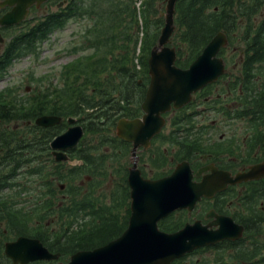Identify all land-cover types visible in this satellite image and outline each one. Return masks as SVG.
<instances>
[{
    "label": "trees",
    "instance_id": "16d2710c",
    "mask_svg": "<svg viewBox=\"0 0 264 264\" xmlns=\"http://www.w3.org/2000/svg\"><path fill=\"white\" fill-rule=\"evenodd\" d=\"M69 1L65 8L47 11L36 24L14 37L10 43L7 63L11 61L12 57L37 54V43L46 41L53 32L63 29L69 20L76 17L92 21V26L84 31L85 43L81 46V48L88 49V53L81 55L76 61L62 65L54 75L58 79V83L55 85L46 83L47 86L43 89L37 86L33 96H29L28 99L27 97L25 100L18 99L15 96L0 98V122L2 121L0 123V150H3L0 154V167L13 165L14 170H16L23 163L18 154L27 151L31 156L26 159L29 168L24 175L37 177L39 185L41 184V190L52 194L51 198L45 201V204H41V208L49 201L53 204L52 196L55 189L52 190L55 188L54 179L56 177L62 182H67V192L73 193L74 187L67 180L71 178L72 174L77 173L79 175L81 166L72 168L65 163L55 162L52 159H46V165L43 166L38 161V157L33 158L35 155L32 150L34 148L37 150L38 147L40 151L42 143H45L46 149H48V142L58 133L60 126L43 128L30 125L32 131L28 132L35 135L23 139L24 137H18V130L9 131L2 125L9 122L10 119L33 120V118L47 112L62 117L77 116L82 113L84 118H89L91 121L85 125V129H101L104 123L112 125L119 116L124 115V112L125 114L139 113L140 102L143 100L148 81L147 56L151 47L156 43L159 29L163 25L165 0ZM138 1L140 4L137 7L136 2ZM259 13L262 17L255 29L253 16ZM174 21L175 31L171 43L176 48V64L180 67H187L219 30H224L229 36H232L236 33L235 29L237 30L244 24L248 25V31L255 32L254 36L248 37L250 42L243 48L240 74L234 76L233 80L231 79L226 86L220 85L221 91L219 92H211L219 81L206 86L205 91H202V94L196 99L175 111L176 116L173 118L175 123L181 121L179 115L184 117L186 114L197 113V107L200 103L212 105V109L217 112L264 114V0H177ZM150 26H154L155 30L150 31ZM123 29L126 30L125 36H121ZM139 31L142 33L140 38L141 55L136 56L134 53L138 43ZM115 36L118 38H114ZM120 38L134 42L135 48H133L132 54L127 49L120 55L113 53L116 48L121 46L118 42ZM223 51L224 49L220 53ZM135 59L140 64L138 69H136ZM38 80L42 84V77ZM237 84L240 85L238 89H236ZM86 86H92L90 94L85 93ZM117 87L121 89V96L114 97L113 93ZM228 90L231 91V95L228 94ZM211 93L213 95L212 101L206 102L201 99L206 94ZM217 94H224L225 100L221 97L218 98ZM230 96L237 101V107L233 108L232 104L228 103L231 99ZM249 101L254 103L253 107L249 105ZM49 104L52 105L51 110L45 111ZM190 118V116L186 117L185 123H188ZM182 129L187 132L184 136L191 135V138L185 144L187 138L179 139L178 131L173 132V139L178 147V150L173 154L174 160L196 158V152L201 145L197 140L198 134L191 132L192 127L183 126ZM97 148L93 147V149ZM77 153L86 164L93 168H96L100 162V157L92 156L90 152L84 151V148L77 150ZM177 153L182 156L179 158ZM155 154L159 160L168 159L159 146L156 148ZM73 169L76 170V173L72 172ZM44 172L46 173L45 176ZM16 174L17 172L13 171L3 177H12ZM48 176L53 177L49 180L47 179ZM41 177H44L45 180L41 181ZM6 185H10V182L7 183L5 179H1L0 187ZM127 198L126 192L124 199L127 200ZM74 200H76L75 197H72L70 204H63L56 209L52 205L46 214L50 215L52 208L53 211L57 212L58 224L66 227L62 232L64 240L67 241L70 248H88L101 240L103 241L100 243L107 242L117 237L125 228L129 215L128 204L126 215L122 220H119L112 215H107L106 211L100 208L91 212H84L86 206L75 208L76 204L75 209L71 210ZM78 203L80 204V201ZM2 210H6L7 213L11 212V209L8 210L7 207ZM85 213L89 216L85 217ZM42 215L45 216V213ZM10 219H12L11 216ZM46 223L51 224L52 222ZM75 224L90 227L74 229ZM263 231V223L248 229L247 243L254 238L258 239ZM247 243L242 240L237 246L228 247L232 248L231 257L235 258L238 263L264 264V247L256 242H252L250 246Z\"/></svg>",
    "mask_w": 264,
    "mask_h": 264
},
{
    "label": "water",
    "instance_id": "95a60500",
    "mask_svg": "<svg viewBox=\"0 0 264 264\" xmlns=\"http://www.w3.org/2000/svg\"><path fill=\"white\" fill-rule=\"evenodd\" d=\"M46 1L0 0V8L10 7L0 16V26L23 21L32 5L39 7ZM175 3L176 0H166L164 25L157 43L150 50L147 61L150 80L140 104L142 115L132 119L120 118L115 125L116 135L132 143L135 158L136 147H147L150 139L161 130L164 124L162 113L181 108L191 100L192 93L215 81L225 71L223 59L216 56L227 44L226 34L222 31L211 38L188 68L175 65L176 51L169 45L175 28ZM61 121V116L50 114L35 118V124L43 127ZM66 121L71 124L76 118L68 117ZM82 133V126L73 124L53 138L49 145L55 160H68L64 150L74 147ZM261 177H264V160L246 172L231 175L219 170L211 180L200 182L192 180V170L186 160L177 164L171 174L157 179L143 178L134 161L127 178L131 198L127 227L106 244L73 254L67 264H169L199 246L239 238L241 226L233 225L229 217H221L216 229L195 221L171 233L160 230L157 221L175 209H191L201 196H210L228 184ZM25 242L28 239L18 238L8 243L6 253L14 258Z\"/></svg>",
    "mask_w": 264,
    "mask_h": 264
},
{
    "label": "flooded vegetation",
    "instance_id": "af4514ba",
    "mask_svg": "<svg viewBox=\"0 0 264 264\" xmlns=\"http://www.w3.org/2000/svg\"><path fill=\"white\" fill-rule=\"evenodd\" d=\"M4 46V40L0 38V59H2L1 51H3ZM241 55L242 52H240L239 57H241ZM239 70V73L236 75H227L226 72L223 77L229 78L231 80L234 78V76L240 74L241 69ZM226 75L228 77H225ZM224 78H219L218 85H216V87L211 92L221 91L219 88L220 85L226 86L230 80H224ZM138 82H141V80H138ZM202 91H205V89ZM208 92L210 91L208 90ZM227 92L229 95H231L230 90ZM217 97H221L225 100L224 94H217ZM230 98L231 99H229L228 103H231L233 108L237 107V101L235 99L233 100L231 96ZM203 100L206 102L212 101V97L210 94H207ZM209 108L210 106L208 105L205 106V108L200 112L186 114L184 117L183 115H179V117H181V121L176 123L173 120V118L176 116L175 111L165 113L163 115L164 124L161 128V131L150 139V143L147 147H143L141 145L136 147L134 151L136 158L133 156L132 143L116 135L115 125L117 120L120 118L132 119L135 117H140L142 115L141 109L139 113L135 114H125L124 112V115L119 116L117 120L112 123V125L107 126V135L102 140L96 141L95 143H114L117 148L106 145L104 148V155L101 156L97 154V157H100V162L96 167L101 166L103 160L106 159L108 161L117 153L122 156L123 163H126L125 169L123 171L124 176L126 177V183L123 185V188H127V199L129 201L128 214L130 213L131 198L129 194L130 188L127 178L129 176V170L133 166L134 161L136 168L139 170L140 175L143 178L157 179L171 174L177 164L181 163L183 160H187L192 170V180L200 182L203 179L211 180L213 175L219 170L229 172L231 175L246 172L252 165L258 164L264 160V114L249 112L242 114L228 112L208 113ZM188 116L191 117L188 119L190 121L185 123V118ZM241 120H244L247 125V129L242 133L241 138H237L234 136L236 130H234L233 124L236 121ZM26 125H28V123H26ZM183 126H187L189 128L192 127L191 132L198 134L197 140L201 144H204L208 141L212 142L218 147L217 149L223 150V148H226V153L220 155V158H218L219 161H216L217 159H207L205 156L202 158V160H196V158H200L203 155H200L199 150L196 152V158H183L174 160L173 154L176 150H178V147L174 142L173 132L175 130L178 131L179 139L187 138L185 144H187L191 138V135L187 137L184 136L187 132L182 129ZM14 127L15 126L12 128ZM221 127H227L228 130L219 131ZM165 128L170 129V131L166 134L164 133ZM28 130V128L24 129V131ZM213 131L219 135L217 136L215 133H213ZM228 133H231V135L225 136ZM214 135L217 137L211 141L210 139ZM159 141H161L162 145L167 144V147L157 145L160 143ZM234 145H238V153L230 148ZM77 146L64 150L67 156L74 160V162H72L70 165H68L66 162L62 163H66L68 167L71 166L72 168L79 165L81 166V171L87 168L91 169L89 172L85 173V178L83 180L81 179L82 172L79 173V178L76 179L78 176L76 170L73 169L72 171L73 173H76L72 174L70 178V181L75 182V184H72L74 190L76 191L85 187L84 195L78 198L81 200L87 198L85 195L92 193L91 190L95 185L93 182L95 175L92 172L94 168L91 165L86 164L83 158L79 156V153H77ZM158 146L167 156V160L158 159L157 155L155 154L156 148ZM45 149V146L41 145V150L45 151ZM92 149L89 146L84 147V151L86 150L88 153ZM98 150L99 147L96 149V151L98 152ZM48 152V158L52 159L53 155L50 151V148L48 149ZM218 152L220 151H217V153ZM42 157L44 156H41V163L44 164L45 159ZM143 157L145 158V161H142ZM109 164H111V162H109ZM147 166H150L149 173H147L145 170ZM3 179L5 178H2V180ZM9 179L10 178L5 179L7 183L10 182ZM54 180L56 184L58 180L57 177ZM11 187V185H6L4 187H0V189H9ZM58 187L63 194V200L59 201L55 205L54 209H56L58 206H62L63 204L68 205L72 200L70 193H64V191L68 188L67 182H59ZM39 189L41 202L45 204V197L41 195V184L39 185ZM54 189L55 188H53L52 191H54ZM1 196H3V194H1ZM41 202L37 207L30 211V213L33 215L32 218H35L36 214L41 210ZM78 202L79 201H77V199L74 200L70 209L72 210L77 207L86 206L84 208V212H91L97 208H92L93 203L89 200L80 201V204ZM4 207H7L8 210L12 209V204L8 206L3 203L0 204V264H67L70 261L71 256L78 251L92 250L108 242L100 243L103 241L101 240L99 243H96V245L90 246L88 248H70V245L64 240V235L62 232V230L66 228L65 226L59 225L61 226L59 231L56 230L55 227H52V225L48 224V229H46L45 227H41V221L32 219V221L35 223L30 227H25V225L19 224L21 220L18 223L14 219H10L11 212L7 213L6 210H2ZM88 216L89 214L85 213V217ZM221 217H229L233 225L238 227L241 226V236L239 238L225 239L220 242L198 247L185 253L182 257L174 259L169 264H243L238 263L235 258L231 257L232 248L228 247H232L234 245L237 246L242 242V240L247 243L246 234L248 233V229L259 226L260 223L264 224V177L236 182L232 185H227L224 189L215 190L210 196H201L200 200L196 201L191 209H175L169 212L166 216L159 219L157 221V225L160 230L169 233L175 232L186 224H192L195 221H199L201 224L207 225L211 229H216L219 227L218 223H220ZM88 227L90 226H84L82 224L74 225V229H85ZM18 238L28 239V242H25L20 246L19 253L15 254L13 258L6 253V246L8 243H12ZM41 248L45 250H41ZM224 248H227L230 251L227 252L226 256L219 255L217 252ZM208 256H212V258H209Z\"/></svg>",
    "mask_w": 264,
    "mask_h": 264
},
{
    "label": "rangeland",
    "instance_id": "374dc122",
    "mask_svg": "<svg viewBox=\"0 0 264 264\" xmlns=\"http://www.w3.org/2000/svg\"><path fill=\"white\" fill-rule=\"evenodd\" d=\"M62 0H55L51 2L50 4H44L38 9L32 8L28 14V19L26 22H24L23 25H26V27H23V25L8 28L6 30L0 31L1 35L4 38V48L3 51L7 49L9 46L10 42L12 39L17 34L22 33L23 31H26L28 28L32 27L34 24H36L40 18L42 17L43 14H45L47 11H52V10H57L56 4ZM70 1L68 0L67 3ZM66 5V4H64ZM63 6V5H62ZM262 15L256 14L253 16V23L255 24V29L257 28V23L261 20ZM250 25V23H249ZM92 26V21L86 19V18H80L76 17L71 20H69L63 29L57 30L53 32L49 38L44 41L36 44L37 47V54H26L24 56H20L17 59L12 60V62L8 65L7 68V73L5 76L0 78V90L4 89L5 86H10L13 87L12 91L13 94H17L18 92L20 93V89H24V94L21 97L27 96V99L29 96H33L34 91L36 90L37 86H40L41 89L45 88L47 86L46 83L53 82L57 79L53 77V75H56L57 71L59 70L60 66L70 62L71 60L79 59L81 55L87 54L88 49L81 48L83 43H85V33L84 31ZM248 25L242 24L237 30L235 29L236 33H234L232 36H229V46L227 47L226 51L224 52L226 55V63H227V75H236L239 73L240 64L235 63L233 65V62L235 60H238V52L242 51L244 46L247 45L250 42V39L248 37L254 36L255 32L254 31H248ZM141 30V28H140ZM155 30L154 26H150V31ZM122 35L125 36L126 30H122ZM132 32V29H131ZM228 34V33H227ZM142 34L141 31L138 33V40H140ZM114 38H118L115 36ZM119 46L116 48V50L113 51L115 55L117 53H123L127 50L132 54L133 48H135L134 42L131 41H125L123 38H120L118 40ZM232 50H235V53H233ZM134 55H141V46L136 44V50ZM228 61V62H227ZM136 63V69L139 68L138 61L137 59L134 60ZM225 77H228V76ZM41 77H48L47 81L42 80L39 81L38 79ZM34 78V79H31ZM225 80H230L229 78H224ZM35 80V81H34ZM36 82V83H35ZM38 84V85H37ZM17 85H22L21 87H17ZM258 85V83H257ZM4 87V88H3ZM25 87H28V90H25ZM86 94H90L92 90V86H86ZM240 88V85H236V89ZM121 89L119 87L116 88L115 92L113 93L114 97L121 96L120 94ZM249 105L253 107L254 103L249 101ZM205 106L204 104L198 105V108H202ZM212 108V105H210ZM52 105H48L45 111L51 110ZM247 110H250L248 107H245ZM214 111L209 110L208 113H213ZM43 114H50L49 112L43 113ZM77 118V122L80 124L88 125L91 121L89 118H84V115L78 114L77 116H74ZM16 120V119H15ZM11 120L9 122H5L2 126L4 128H7L8 130L15 131V129L19 128L18 132V137H24L23 139H26L30 137V135H35L33 133L25 132L22 129V125L27 122L28 120H22L19 119L17 121ZM22 120V121H21ZM105 122V120H103ZM2 123V121L0 122ZM12 125V126H11ZM70 124L67 122H64L63 124L60 125V130L58 133H61L64 131ZM104 126L101 127V129H85L81 140L77 146V150L83 149L85 146L91 147H99L98 152L96 149H92L91 155L96 157L97 154L99 155H104L105 153V146L108 145L109 147H115L117 146L114 145V143H102L100 145H96V141L102 140L106 135H107V126L108 123H104ZM15 126L14 128H12ZM234 130H236L235 135L237 138H241L242 133L246 131L247 125L244 122V120L241 121H236L233 124ZM260 128V125H259ZM264 129V128H263ZM262 129V131H263ZM228 130L227 127H221L219 131H224ZM230 130V129H229ZM170 129L165 128L164 133H168ZM57 133V134H58ZM217 136L219 135L215 131H213ZM39 135V134H36ZM214 135L211 137V141L214 140L217 136ZM231 133H228L225 136H229ZM161 143V141H159ZM157 144L159 146L167 147V144L162 145ZM42 146L46 145L45 143L41 144ZM218 147L214 145L212 142H206L204 144H201L199 146V151L200 155L203 154L200 158H196V160H202V158L205 156L210 159H217L216 161H219L218 158H220V155H223L226 153V148L222 149H217ZM236 153L239 152L237 150L238 145H234L230 147ZM161 149V148H160ZM3 150H0V154L2 153ZM217 151H220L217 153ZM34 152V157H38L39 161L41 160V156L43 159H46L45 157H48V149H45V151L40 150L37 147L32 150ZM111 152V151H110ZM172 153V152H171ZM170 153V154H171ZM175 153V152H174ZM181 153V152H180ZM180 153H177L178 157L182 156ZM19 158L21 157L24 166L23 168L20 169V171H24V169H27V163L26 159L30 158V154L25 151L24 153L18 154ZM128 156V154H127ZM128 158V157H127ZM128 160V159H126ZM142 161H145V158H142ZM74 160H69L67 164H72ZM111 162V164H109ZM125 164L123 163V158L120 156L118 153L112 157L110 160H103L101 166L96 167L93 169V173L95 175L94 183L95 185L93 186L90 194L85 195L84 199L79 200L82 195L85 193V187L79 189V190H74L73 193L71 194L72 197H75L77 201H83V200H89L90 202L93 203V208H100L103 211H106L107 215H112L116 217L119 220H122L123 217L126 215V206L129 204L128 199H124V194L127 192V188H123V185L126 183V177L124 176V169H125ZM54 166V164H52ZM13 165L7 166V167H0V180L4 178V175H7L8 173L17 172L18 169L14 170ZM150 166H147L145 168L146 172L149 173ZM91 170L90 168L83 169L81 172V179L83 180L85 178V173L89 172ZM44 172V176H45ZM35 177V176H33ZM53 176H48L47 179H51ZM55 177V176H54ZM26 177L22 176L21 174H18V177L15 179L16 184L20 183L24 186H28L29 189L27 190H20L16 185H12L11 188L9 189H0V204H6L7 206L12 204V209H11V217L15 221H17L19 224L25 225V227H30L33 225L35 222L32 221V219H36L41 221V227L47 228L48 223L46 222H52L50 225L52 227H55L56 230L60 231L59 222H58V217H57V212L53 211V208H55V205L63 200V194L60 191L58 187V183L62 182L60 180H57V183L54 185L55 187V193L52 196L53 204L50 203L49 201L41 210L36 214L35 218H32L33 215L30 213L31 210H33L35 207L39 205L41 202V196L40 194V189H39V180L38 178L34 181H29L28 183L26 182ZM79 178V175L77 176L76 179ZM44 180V177H41V181ZM70 181V179L68 180ZM71 184H75V182L70 181ZM44 190H41V195L45 197V201L49 200L51 198V193L46 192ZM64 193H69L67 190L64 191ZM3 194V196H1ZM114 197H113V196ZM54 197V199H53ZM42 203V202H41ZM53 205V208L51 210L50 215H46L48 213V210L50 206ZM38 210V209H36ZM15 213V214H13ZM42 213H45V216L42 215ZM24 220V221H23ZM50 229V228H49ZM51 232V231H50ZM53 233V232H52ZM50 233V234H52ZM60 235V233H59ZM252 242H256L257 244L261 245L264 247V231L258 236V239H252L248 244V246L251 245ZM234 249V248H233ZM236 249V248H235ZM234 249V250H235ZM233 250V254H234ZM230 250L227 248L222 249L221 251L219 250L217 253L221 256H226L227 252ZM218 256V255H217ZM209 258H212V256H208ZM227 259V258H226Z\"/></svg>",
    "mask_w": 264,
    "mask_h": 264
}]
</instances>
